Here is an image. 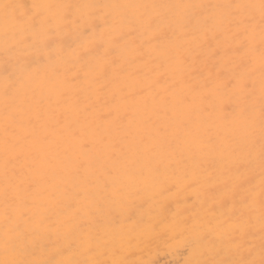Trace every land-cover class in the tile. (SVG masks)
<instances>
[{
    "label": "rangeland",
    "instance_id": "obj_1",
    "mask_svg": "<svg viewBox=\"0 0 264 264\" xmlns=\"http://www.w3.org/2000/svg\"><path fill=\"white\" fill-rule=\"evenodd\" d=\"M3 3L0 262L260 264L264 0Z\"/></svg>",
    "mask_w": 264,
    "mask_h": 264
},
{
    "label": "bare ground",
    "instance_id": "obj_2",
    "mask_svg": "<svg viewBox=\"0 0 264 264\" xmlns=\"http://www.w3.org/2000/svg\"><path fill=\"white\" fill-rule=\"evenodd\" d=\"M148 28V27H147ZM151 30V29H150ZM131 37H132V35H131ZM192 88V87H191ZM173 93H174V91H173ZM218 156V155H217ZM7 159H9V158H7ZM13 160V159H12ZM137 181H139V179H137ZM13 193V192H12ZM119 197V196H118ZM11 198V197H10ZM90 198V197H89ZM16 203V202H15ZM36 204V203H35ZM1 208V207H0ZM3 218V217H2ZM47 219V218H46ZM42 220V219H41ZM13 221V220H12ZM1 225V224H0ZM43 225V224H42ZM13 226V225H12ZM30 226V225H29ZM46 227V226H45ZM4 228V227H3ZM12 228V227H11ZM33 228V227H32ZM56 228V227H55ZM7 229V228H6ZM34 229V228H33ZM37 230V229H36ZM64 230H66V229H64ZM19 231V230H18ZM23 231V230H22ZM42 231V230H41ZM38 232V231H37ZM21 233V232H20ZM102 233V232H101ZM100 233V234H101ZM10 234V233H9ZM21 234H23V233H21ZM15 235V234H14ZM20 235V234H19ZM19 235H17V236H19ZM38 235H39V233H38ZM6 236V235H5ZM2 237V236H1ZM37 237V236H36ZM58 237V236H57ZM6 238V237H5ZM15 238V237H14ZM20 238V237H19ZM28 238V237H27ZM9 239V238H8ZM64 239V238H63ZM85 239H87V238H85ZM1 241V240H0ZM8 241V240H7ZM22 241H23V239H22ZM5 242V241H4ZM3 242V243H4ZM12 242V241H11ZM25 243H26V241H25ZM55 243V242H54ZM8 244H11V243H9L8 242ZM15 244V243H14ZM90 244V241H85V242H81V240H78L77 242H74V243H71V241H67L66 242V245L64 246V248L63 249H61V246L59 245V244H55V245H53L51 248H50V250H49V252L50 253H52L54 256H51V257H53V259H54V262H55V264H87V262H84V260L83 259H81L80 258V253L82 252V250L84 249V247L86 246V245H89ZM8 246V245H7ZM19 246V245H18ZM12 247H14L13 245H12ZM11 247V248H12ZM31 247V246H30ZM25 248V247H24ZM32 248V247H31ZM13 249V248H12ZM20 249V248H19ZM33 249H35V248H33ZM32 249V250H33ZM43 250V249H42ZM6 251V250H5ZM19 251V250H18ZM29 251H31V250H29ZM45 251V250H44ZM22 252V251H21ZM25 253V252H24ZM22 254V253H21ZM36 255V254H35ZM39 255V254H38ZM73 255H75L76 256V258L73 256ZM3 257H4V255H2ZM17 255H15L14 253H13V251H9V255H8V259H10V260H15V259H17V258H21V257H16ZM37 256V255H36ZM43 256H46V255H43ZM30 257V256H29ZM39 258V257H38ZM6 259V258H5ZM29 259V258H28ZM53 259H51V260H53ZM77 260V261H75V260ZM24 261V260H23ZM74 261H75V263H74ZM30 262V261H29ZM33 262H35V260L33 261ZM53 262V261H52ZM27 264V263H26ZM34 264V263H33Z\"/></svg>",
    "mask_w": 264,
    "mask_h": 264
},
{
    "label": "snow or ice",
    "instance_id": "obj_3",
    "mask_svg": "<svg viewBox=\"0 0 264 264\" xmlns=\"http://www.w3.org/2000/svg\"><path fill=\"white\" fill-rule=\"evenodd\" d=\"M21 7L17 4H10V3H3L0 4V9H3V18L5 22V28L10 24H16V25H22L25 23L24 17L16 15L15 10L17 8ZM262 7H264V4H262ZM0 264H23V262L19 261H2ZM190 264H193V262H190ZM243 264H255L254 261H246L243 262ZM260 264H264V259L260 261Z\"/></svg>",
    "mask_w": 264,
    "mask_h": 264
}]
</instances>
